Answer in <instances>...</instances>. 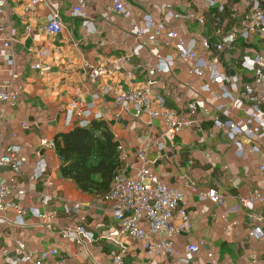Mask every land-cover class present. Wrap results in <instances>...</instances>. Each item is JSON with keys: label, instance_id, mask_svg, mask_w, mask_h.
<instances>
[{"label": "crops", "instance_id": "crops-1", "mask_svg": "<svg viewBox=\"0 0 264 264\" xmlns=\"http://www.w3.org/2000/svg\"><path fill=\"white\" fill-rule=\"evenodd\" d=\"M51 1L59 3L64 25L57 35L45 31L49 10L44 5L31 8L28 0H16L7 3L4 14L5 25L15 37L11 65L0 59V85L9 84L18 92V100L14 106L0 103V157L16 146L26 162L17 175L0 167V184L11 188L12 200L27 214L23 225H0V264L15 260L17 240L25 243L33 262L44 251H56L42 264H111L112 254L119 253L121 246L124 264H176L194 244L198 252L188 264H264V140L256 143L240 136L243 151L236 154L234 143L213 126V119L236 122L243 119V112L235 110L228 99L214 100L211 92L218 93L216 87L202 91L205 81L190 74L191 62L177 59L173 43L164 33L152 42L148 35L131 34L133 28L142 29L144 18L149 17L189 42L198 33V18L203 17L199 34L213 42L215 8L204 0H123L124 11L129 13L124 17L115 13L107 0H83L81 19L71 16L75 0ZM225 5L239 7L233 0H225ZM169 10L180 17L170 18ZM138 44L142 48L136 55ZM261 50L255 42L238 40L220 56L218 68L241 83L250 82V75L238 68L237 60L243 52ZM38 52L43 55L37 57ZM195 52L202 59L210 57L197 43ZM156 56L175 62L168 73L155 76L154 93L166 108L187 119L186 106L197 100L204 102V109L191 118L190 126L176 133L172 143L163 139L165 125L160 119L149 122L146 115L135 119L131 109H121L114 102L116 92L143 85ZM33 63L40 69L33 70ZM99 68L104 72L92 78L91 70ZM12 74L16 75L13 80ZM105 88L109 92L105 93ZM71 105L75 107L73 116L66 123ZM219 105L229 112L228 118L216 109ZM82 112L89 113L88 122L100 120L109 127L126 155L121 169L124 177L133 178L146 167L166 186L184 195L190 228L174 235L173 254L148 252L141 242L120 234L111 203L84 194L70 180L61 178V162L54 149L41 146L40 141H53L59 133L77 126ZM253 147L257 151H251ZM38 157L46 171L41 179L31 180ZM190 183L196 186V193L190 191ZM209 191L222 197L221 206L198 195ZM254 194L261 200H255L251 209L243 207L240 200H249ZM74 204L79 205L77 215L66 212ZM33 211L38 215L53 212L55 217L46 225ZM4 217L11 221L15 215L8 212ZM180 222L176 213L171 223L177 228ZM75 225H82L86 232L80 243L61 235ZM254 229L262 236H251Z\"/></svg>", "mask_w": 264, "mask_h": 264}, {"label": "built area", "instance_id": "built-area-1", "mask_svg": "<svg viewBox=\"0 0 264 264\" xmlns=\"http://www.w3.org/2000/svg\"><path fill=\"white\" fill-rule=\"evenodd\" d=\"M16 0H0V59L11 65L12 55L10 52L15 33L5 25L4 14L7 3ZM31 8L44 5L49 10L48 22L45 31L49 35L61 33L64 25L60 16V5L58 2L51 0H28ZM111 2L115 13L123 14L129 17V13L124 11L123 0H107ZM209 7L215 8L212 22V30L215 41L210 42L202 36L199 30L204 26L203 17L198 18V33L196 37L189 42L180 37L173 31H166L165 26L161 23H154L149 17L144 18L145 26L142 29L133 28L131 34L139 37L148 35V41H154L157 36L164 33L166 39L173 43L177 59L180 62H191L190 74L199 80H204L202 91L210 92L211 87H216L218 93L211 92L214 100L228 99L231 106L238 111L243 112V119L233 122L231 120L222 121L218 117L213 119V126L221 130L229 141H232L236 147V154L243 151L242 143L238 137L243 136L249 141L260 142L264 140V0H233L239 7H229L225 5V0H204ZM75 6L72 8L71 16L73 18H84L83 0H75ZM170 18H179L176 13L168 11ZM87 22H83L86 25ZM227 25V28L225 26ZM29 28H25L28 32ZM242 41L244 44L255 42L260 52L247 53L243 52L237 60L238 68L250 75V82L241 83L239 78L234 75H228L220 71L219 58L224 51L231 49L236 41ZM199 44L202 51L210 55L208 59H202L195 52V45ZM142 45L138 44L134 54H138ZM41 57L43 53H36ZM156 64L147 70V79L143 85L136 89L128 91H118L114 94L115 105L121 109H131L135 119L146 115L148 121L160 119L165 125L163 139L170 143L174 140L176 133L182 128L190 126L193 121L192 117L200 110L204 109V102L197 100L190 102L186 106L187 119L180 118L174 110L164 106L162 98L154 93L157 86L155 79L158 73H168L174 66L172 58H161L156 56ZM31 68L39 70L38 63H33ZM103 69H92L90 74L92 78L99 77ZM16 75L11 76L15 79ZM241 87V88H240ZM104 92H109L108 88ZM18 100V92L11 89L8 85H0V103L8 106H14ZM74 105H71L68 111L66 123H70L73 116ZM216 109L227 118L229 112L224 110L221 105ZM82 120L79 121L78 127H86L89 122L87 117L89 113L82 112L78 115ZM40 145L53 148V141L42 139ZM120 161L126 160V155L119 146ZM251 151H257L253 147ZM26 162V158L21 154L20 149L16 146L9 147L3 156L0 157V167H7L17 175L21 167ZM122 169V168H121ZM264 171V166L261 167ZM46 171L44 161L38 157L37 164L31 180L41 179ZM189 189L196 193L197 188L190 183ZM19 194L22 191H18ZM201 199L221 206L222 197L216 191L208 193H199ZM111 203L112 212L115 220L119 223L120 234L125 235L135 241L143 244L146 251L161 252L164 254H173V237L179 232H186L190 228L189 215L186 212L184 204V195L176 189L166 186L155 174L150 172L146 167H141L133 178L124 177L121 171L114 178L110 190L102 198ZM255 200H261L258 194H254L249 200L241 199L240 203L246 209H251ZM79 205L74 204L66 212L77 215ZM8 212H13L15 217L8 221L4 217ZM35 215L42 218L46 225L55 217L54 213L45 215ZM180 217L179 227H174L171 223L175 214ZM27 211L24 207L12 200L11 188L7 185L0 184V225L12 223L14 225H23V218ZM84 221L82 217L79 218ZM147 228V229H146ZM63 238L80 243L82 237L86 235L82 225L65 228L61 231ZM251 236L259 238L262 236L259 229L250 232ZM156 238V239H155ZM198 252L197 244L189 245L183 257L176 264H188L194 254ZM56 254L55 250H48L41 253L39 260L33 262L24 242L15 241L14 255L15 260L10 264H42V260ZM124 247L117 254H112L111 264H124Z\"/></svg>", "mask_w": 264, "mask_h": 264}, {"label": "trees", "instance_id": "trees-1", "mask_svg": "<svg viewBox=\"0 0 264 264\" xmlns=\"http://www.w3.org/2000/svg\"><path fill=\"white\" fill-rule=\"evenodd\" d=\"M53 149L61 162V178L92 197L103 198L122 168L119 143L100 120L59 133L53 138Z\"/></svg>", "mask_w": 264, "mask_h": 264}]
</instances>
